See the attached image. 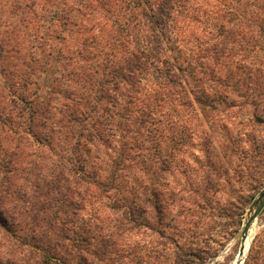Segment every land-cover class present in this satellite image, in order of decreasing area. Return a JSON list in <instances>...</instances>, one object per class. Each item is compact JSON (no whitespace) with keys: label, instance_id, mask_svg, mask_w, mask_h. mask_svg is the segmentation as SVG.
Listing matches in <instances>:
<instances>
[{"label":"trees","instance_id":"16d2710c","mask_svg":"<svg viewBox=\"0 0 264 264\" xmlns=\"http://www.w3.org/2000/svg\"><path fill=\"white\" fill-rule=\"evenodd\" d=\"M243 1L241 10L217 6L211 11L196 0H0V11L8 4L15 16L7 33L0 32V264H85L88 258L110 256L118 264H129L128 253L118 249L117 234L134 230L132 239H138L148 224L144 218L154 212L156 225L163 224L157 189L137 174L148 169L145 159L151 158L145 155L150 149L142 143L144 132L151 133L163 117L174 124L177 118L171 111L189 108L191 95L215 110L234 102L209 96L207 88L194 93L180 80L151 17L158 11L157 26L168 23V39L173 38L170 27L175 31L184 23L179 31L184 37L192 30L186 38L195 37L193 48L179 45L177 32L175 42L190 60L210 69L209 76L204 73L196 82H221L235 75L227 69L222 73L220 65L228 60L246 68L254 53L264 56V0ZM137 9L144 17L122 19L124 12ZM72 11L86 16L85 23ZM63 25L76 30L73 41L59 32ZM103 38L112 47L98 71L101 61H83L104 53ZM53 41L63 45L59 51L65 69L41 97L29 92L37 66L46 64L36 52L50 55ZM127 43L128 55L117 51ZM158 66L163 72L154 84L128 92L124 100L114 95L121 86L140 81L141 72ZM180 68L185 71L184 64ZM258 100L264 105L262 96ZM254 118L264 122L253 113L251 125ZM113 139L120 143L116 150L102 151ZM174 156L169 148L152 151V157ZM98 160L111 162L109 171H102ZM88 195L106 202L100 218L81 219ZM97 219L106 223L102 232L93 229ZM161 230L164 237L165 227Z\"/></svg>","mask_w":264,"mask_h":264},{"label":"rangeland","instance_id":"374dc122","mask_svg":"<svg viewBox=\"0 0 264 264\" xmlns=\"http://www.w3.org/2000/svg\"><path fill=\"white\" fill-rule=\"evenodd\" d=\"M196 1L208 6L211 11L217 6L226 11L241 10L244 2L243 0ZM156 12L155 16L152 15L151 22L156 26V34L161 40L163 51L171 58L174 68L179 72L180 80L190 89L192 87L194 93H197L199 88H207L209 96H222L225 100L234 102L229 108L215 110L191 95L192 103L189 108L186 110L177 108L176 111H171L173 117L177 118L174 124H167L166 117L157 114L158 118L163 117L162 122L157 127L150 128L151 133H148V130L144 132L141 138L144 147L150 149L145 152V155L150 153L151 157L145 159L144 166H148V169L137 170V174L143 176L144 181L150 179L149 185L153 183L151 187L157 189L163 205V224L156 225L157 213L147 215L144 221L149 225L140 230L143 233L138 239H132L131 233H134V230L122 235L117 234L119 242L121 240L124 243L122 245L120 242L118 249L128 253L129 264H230L239 252L242 229L248 213L264 189V122H258L254 118V124L251 125L248 120L253 113L254 116H260L264 120V105L257 103L260 101L258 98L261 96L264 98V56L254 53V62L247 59L246 68L228 60L225 65H220L221 70L224 73L223 71L227 69V74L235 72L233 78L221 82L208 80L202 83L201 80L198 83L196 81L201 75L204 73L206 76L210 75V69L204 67L201 62L190 60V56L175 42L177 32L179 45H185L187 49L193 48L195 37L191 40L186 38L192 35V30L185 29L188 34L184 37L179 32L181 28H185L184 23L175 31L170 27L173 38L168 39L166 36L168 23L161 22V27H158L159 23L156 20L158 11ZM71 13L79 22L85 23L86 16H77V11ZM148 13L150 16L152 12ZM143 14L139 9L136 13L124 12L122 19L125 21L136 15L144 17ZM14 17L10 5L5 4L3 12L0 11L1 33H7L6 29ZM162 30L167 32L165 31L164 34ZM108 31L111 33L109 28H106L104 33L109 35ZM59 32L67 36V41L70 42L77 35L76 30L70 25H63ZM133 32L136 33L135 28ZM101 41L105 45L101 50L104 53L95 57L92 55L83 61L86 65L93 61H101L98 71L104 69L105 54L108 55L109 48L112 47V44L107 42L108 39L103 38ZM157 41L159 42V39L156 38V45ZM51 44L50 55H43L37 50L36 56L39 59L44 57L42 61L44 63L46 61V64L37 66L31 76L29 92L35 91L41 97L46 96L65 69V58L59 51L60 47H63L62 43L53 41ZM129 47L131 45L127 43L126 47L122 50L117 48V51L120 50V53L128 55ZM87 53H91V50ZM181 64H184L183 72L180 68ZM161 72L163 71L159 66L152 67L149 72H141L140 81L127 84L125 88L121 86L119 93L114 95L124 100L128 92L154 84L162 75ZM100 74L102 73L97 76L99 77ZM243 77L244 82H242ZM236 86H239L238 91ZM119 144V140L113 139L111 144L102 146V151L112 153ZM155 148L160 150L169 148L175 151V156L168 159L152 157ZM98 165L105 172L111 168V162L106 160L103 162L98 160ZM130 175L133 173L131 172ZM2 191L0 182V199L4 198L1 196ZM87 200V206L79 214L81 219L100 218V213L107 207L106 202L98 201L91 195H88ZM27 222L29 219L26 224ZM254 222L257 226L242 264H264V208ZM162 226L165 227L164 237ZM105 227L106 223L100 219H97V224L93 223L94 231L96 229L102 232ZM43 244L45 245L46 242ZM81 253L82 257H86L85 250ZM85 264H118V262L116 258L110 256L105 260L88 258Z\"/></svg>","mask_w":264,"mask_h":264},{"label":"water","instance_id":"95a60500","mask_svg":"<svg viewBox=\"0 0 264 264\" xmlns=\"http://www.w3.org/2000/svg\"><path fill=\"white\" fill-rule=\"evenodd\" d=\"M263 208H264V189L260 192L258 198L255 200L253 208L249 211L248 216L244 222V226L242 229V239H241L239 254L244 253V248H245L244 243H245V240L248 236L250 228L252 227L255 219L259 216V214L261 213ZM242 261H238L237 264H242Z\"/></svg>","mask_w":264,"mask_h":264},{"label":"bare ground","instance_id":"6f19581e","mask_svg":"<svg viewBox=\"0 0 264 264\" xmlns=\"http://www.w3.org/2000/svg\"><path fill=\"white\" fill-rule=\"evenodd\" d=\"M256 226H257L256 222H254L252 227L250 228V231H249L248 236H247V238L245 240V243H244L245 244L244 253L243 254H239V252H237V255H236L235 259L230 264H237L238 261H242L245 258L246 254H247V251H248V249L250 247V244L252 242V238H253V234H254Z\"/></svg>","mask_w":264,"mask_h":264}]
</instances>
